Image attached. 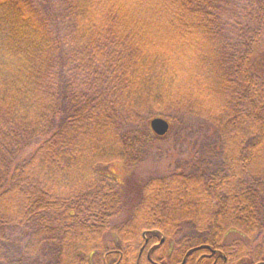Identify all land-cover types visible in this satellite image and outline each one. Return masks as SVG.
I'll return each mask as SVG.
<instances>
[{"label":"trees","instance_id":"trees-1","mask_svg":"<svg viewBox=\"0 0 264 264\" xmlns=\"http://www.w3.org/2000/svg\"><path fill=\"white\" fill-rule=\"evenodd\" d=\"M0 264H264V0H0Z\"/></svg>","mask_w":264,"mask_h":264},{"label":"rangeland","instance_id":"rangeland-1","mask_svg":"<svg viewBox=\"0 0 264 264\" xmlns=\"http://www.w3.org/2000/svg\"><path fill=\"white\" fill-rule=\"evenodd\" d=\"M200 79H202V77H200ZM199 80H197V78H196V81H199ZM107 169H106V172L109 173L110 175H113L114 177H116L119 184H122V183L124 184L127 181L128 177L130 176V171H128V169H126L124 167V165L119 163V162L113 163L112 165L108 166ZM166 169H168V163L162 164L161 170L164 171ZM145 171H147V170H142V172H140V175L142 173H144ZM143 237L146 238V235H144ZM163 238L164 237L162 236V239Z\"/></svg>","mask_w":264,"mask_h":264},{"label":"water","instance_id":"water-1","mask_svg":"<svg viewBox=\"0 0 264 264\" xmlns=\"http://www.w3.org/2000/svg\"><path fill=\"white\" fill-rule=\"evenodd\" d=\"M150 127L151 130L159 137L166 136L171 129L170 123L164 118H154L150 122Z\"/></svg>","mask_w":264,"mask_h":264}]
</instances>
